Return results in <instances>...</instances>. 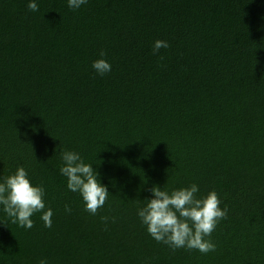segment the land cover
Segmentation results:
<instances>
[{"label": "trees", "instance_id": "16d2710c", "mask_svg": "<svg viewBox=\"0 0 264 264\" xmlns=\"http://www.w3.org/2000/svg\"><path fill=\"white\" fill-rule=\"evenodd\" d=\"M27 2L0 0V177L24 167L53 222L0 211V264H264V0ZM62 150L107 187L96 215L66 189ZM192 183L228 209L206 255L171 251L136 215L152 187Z\"/></svg>", "mask_w": 264, "mask_h": 264}, {"label": "clouds", "instance_id": "9594fccd", "mask_svg": "<svg viewBox=\"0 0 264 264\" xmlns=\"http://www.w3.org/2000/svg\"><path fill=\"white\" fill-rule=\"evenodd\" d=\"M88 2L66 0L67 7L74 11ZM27 8L30 12H38V0H28ZM168 47L166 40L158 39L152 44V52L156 54L161 48ZM105 55L101 50V58L93 60L90 66L99 77L112 71L111 64L104 59ZM58 172L66 179V189L79 195L86 213L96 215L98 209L105 205L109 196L107 187L100 183L92 164L85 163L79 152L62 150ZM150 193L151 198L137 208L136 215L152 239L173 252L177 249L196 250L205 255L215 252L216 244L210 237L217 224L228 214L227 207L220 206L222 201L215 190L200 195L199 185L192 183L170 191L152 187ZM45 195L44 185H34L22 166L10 175L0 177V211L18 227L31 229L32 217L37 213H40L39 219L45 228L52 227L53 210L46 207ZM64 211L71 212L69 205L64 206ZM106 219L102 217V220ZM38 264H49V261L42 257Z\"/></svg>", "mask_w": 264, "mask_h": 264}]
</instances>
